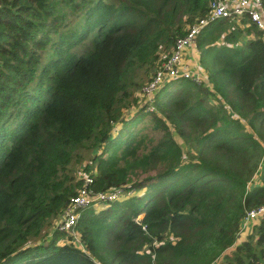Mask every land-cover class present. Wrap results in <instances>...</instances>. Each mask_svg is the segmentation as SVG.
Segmentation results:
<instances>
[{
	"label": "trees",
	"instance_id": "1",
	"mask_svg": "<svg viewBox=\"0 0 264 264\" xmlns=\"http://www.w3.org/2000/svg\"><path fill=\"white\" fill-rule=\"evenodd\" d=\"M211 1L0 0V264H257L264 218L227 249L264 202L261 30L208 20L207 83L173 78L153 110L136 103ZM82 187L134 194L79 209L82 247L43 239Z\"/></svg>",
	"mask_w": 264,
	"mask_h": 264
},
{
	"label": "built area",
	"instance_id": "2",
	"mask_svg": "<svg viewBox=\"0 0 264 264\" xmlns=\"http://www.w3.org/2000/svg\"><path fill=\"white\" fill-rule=\"evenodd\" d=\"M241 16H246L249 21L253 22V24L261 30L262 38L264 40V9L262 7L261 0H212L210 2V10L206 19H201L192 23L183 35L174 40L170 52L162 57L151 77L140 86L137 102L140 100L139 103H145L146 110H153L154 93L165 82L177 77H192L191 79L195 81H202L200 80L198 74L189 70L183 59L187 47L194 44L195 33L207 20L226 17L233 18L235 21H238V18ZM86 179L89 178L86 177ZM256 182L258 181L256 175L254 174L247 184ZM118 190L119 188L108 189L103 192H96L95 194L99 195L101 199L109 200L116 196L114 194H116ZM86 193L87 192L84 189H81L76 195L69 199V202L63 212L54 219L55 229L72 235L69 231L73 229L72 226L76 221L79 209L86 206L89 202ZM261 218H264V202L245 209L238 224L235 240L229 247L232 248L235 243L241 241L248 232L249 228L253 224L257 223ZM77 239L78 236L76 233L75 236L72 235L71 241L73 243L74 241L77 242L76 245L79 243ZM257 264H264V254L257 261Z\"/></svg>",
	"mask_w": 264,
	"mask_h": 264
},
{
	"label": "rangeland",
	"instance_id": "3",
	"mask_svg": "<svg viewBox=\"0 0 264 264\" xmlns=\"http://www.w3.org/2000/svg\"><path fill=\"white\" fill-rule=\"evenodd\" d=\"M114 1H117V0H114ZM205 81H206V78H205ZM206 83H207V81H206ZM160 89V87L156 90V92L158 91ZM173 90V88H172V86H168L167 88H165L164 90H163V94H166V95H169L168 94V92L169 91H172ZM156 92L154 93V95L156 94ZM140 102V100L137 102L136 101V103H139ZM141 102H142V100H141ZM140 105H142V106H144V110H146L145 109V103H140ZM174 137H175V139H176V141L182 146V150L185 152L186 151V146H185V144H183V141H182V139H180L177 135H174ZM264 142V141H263ZM80 153H84V152H82V151H80ZM82 159H84V158H82ZM74 165L75 164H73V167H74ZM80 165V164H79ZM75 174H76V176H80L81 178H83V183H82V186L83 185H85L86 184V181L88 180V179H86V177H88V175L87 174H85L83 171H82V169H81V167L79 166L77 169H76V171H75ZM82 190H83V187H82ZM85 190V189H84ZM80 191V190H79ZM86 191V190H85ZM109 192V191H108ZM129 192V191H128ZM124 192L121 188H119V190H118V192L116 193V194H114V195H116L115 197H113V199H117V200H122V199H126V198H128L129 196H131V195H133L134 194V191L132 190L131 191V193L129 192ZM86 195H87V197H88V200H89V202H88V204L86 205V206H91V207H93L94 208V210H98V209H100V208H102L104 205H105V203L103 204V202H105V201H103V200H105V199H101L100 198V196L99 195H96L95 193H92V194H88V193H86ZM90 195V196H89ZM102 198H104V197H102ZM112 199V200H113ZM109 200H111V199H109ZM140 216V214L138 215V217ZM54 221L55 220H53V222H52V224L46 229V234H45V236L43 237V239L45 238V240H47V238L49 237V235H51L52 233H53V230L55 229L54 228ZM74 224H75V222H74ZM74 224H73V226H72V230L71 231H69L73 236H75V233H76V231L74 230ZM67 234V233H66ZM69 234V233H68ZM72 235H70V237H69V239L68 238H66L64 235H62L61 237L59 236V238L57 239V242H62V241H66V242H69L70 241V239L72 238ZM74 244H77V242H75L74 241ZM78 246H80V247H82V245H81V243H78ZM228 250V249H227ZM226 250V251H227Z\"/></svg>",
	"mask_w": 264,
	"mask_h": 264
},
{
	"label": "crops",
	"instance_id": "4",
	"mask_svg": "<svg viewBox=\"0 0 264 264\" xmlns=\"http://www.w3.org/2000/svg\"><path fill=\"white\" fill-rule=\"evenodd\" d=\"M184 62L187 64L189 70H191L193 73L198 74V76L200 77V80L205 81L206 78V72L205 70L200 66L199 62H198V53L195 49V45H191L189 47H187V49L185 50V54H184ZM192 73V74H193ZM192 78V77H190ZM163 86V85H162ZM160 86V88L162 87ZM231 247H228V250Z\"/></svg>",
	"mask_w": 264,
	"mask_h": 264
},
{
	"label": "bare ground",
	"instance_id": "5",
	"mask_svg": "<svg viewBox=\"0 0 264 264\" xmlns=\"http://www.w3.org/2000/svg\"><path fill=\"white\" fill-rule=\"evenodd\" d=\"M201 19H206V17L201 18ZM201 19H199V20H201ZM207 22H208V20H207L206 22H204V23L200 26V28H201L203 25H205ZM200 28H199V29H200ZM199 29H198V31H199ZM198 31H197V32H198ZM197 32H196L195 35H194V42H195V36H196Z\"/></svg>",
	"mask_w": 264,
	"mask_h": 264
}]
</instances>
